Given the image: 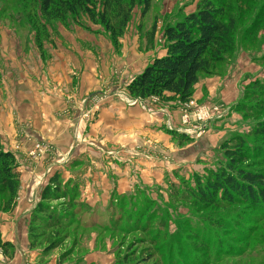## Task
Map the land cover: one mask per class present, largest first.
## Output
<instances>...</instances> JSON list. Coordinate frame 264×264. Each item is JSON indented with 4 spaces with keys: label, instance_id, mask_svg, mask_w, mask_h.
Here are the masks:
<instances>
[{
    "label": "rangeland",
    "instance_id": "374dc122",
    "mask_svg": "<svg viewBox=\"0 0 264 264\" xmlns=\"http://www.w3.org/2000/svg\"><path fill=\"white\" fill-rule=\"evenodd\" d=\"M198 1L152 0L145 15L137 5L115 45L86 15L43 27L40 0H0V136L21 183L0 210L15 247L0 248V264H264V208L188 194L227 162L230 140L263 144L251 133L264 120V0H223L235 48L200 73L190 101L127 89ZM52 178L63 192L39 217ZM53 212L58 225L41 217Z\"/></svg>",
    "mask_w": 264,
    "mask_h": 264
},
{
    "label": "trees",
    "instance_id": "16d2710c",
    "mask_svg": "<svg viewBox=\"0 0 264 264\" xmlns=\"http://www.w3.org/2000/svg\"><path fill=\"white\" fill-rule=\"evenodd\" d=\"M40 0L42 20H65L69 15H86L102 24L109 32L112 42L117 45L128 26L133 10L142 6L145 15L152 0ZM227 3L223 0H199L194 11L184 14L174 23L164 28L163 39L165 53L156 56L136 77L127 89L135 98H162L166 93L179 98L182 102L191 100L194 86L200 73L210 71V64L221 59L224 53L235 48V20L226 18ZM41 20V21H42ZM42 21V22H43ZM39 22L38 23H42ZM157 24L153 25L152 35ZM260 82L259 80L256 83ZM252 135L261 137L263 144L251 146L245 136L230 140L225 147L227 162L217 171H210L203 180L198 178L196 187L188 194L196 205L222 206L225 204H243L251 209L264 208V166L253 168L249 159L263 151L264 156V120L254 127ZM19 163L16 155L3 147L0 136V210L10 211L16 205L20 189ZM57 178H52L42 192V202L35 214L45 212V201L59 199L62 193ZM46 218L49 224L58 225L59 216L53 212ZM37 226L31 227V233ZM0 248L7 254L14 251V244L4 240L0 233Z\"/></svg>",
    "mask_w": 264,
    "mask_h": 264
},
{
    "label": "crops",
    "instance_id": "0c3cea01",
    "mask_svg": "<svg viewBox=\"0 0 264 264\" xmlns=\"http://www.w3.org/2000/svg\"><path fill=\"white\" fill-rule=\"evenodd\" d=\"M164 52H165V50H164ZM163 54H164V53L160 54L159 56H161V55H163ZM210 88H212V87H209V89H210Z\"/></svg>",
    "mask_w": 264,
    "mask_h": 264
}]
</instances>
